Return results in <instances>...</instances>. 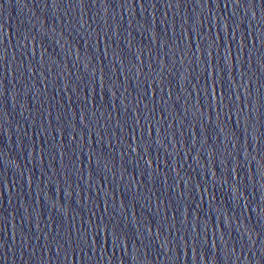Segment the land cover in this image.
<instances>
[{
	"label": "water",
	"instance_id": "obj_1",
	"mask_svg": "<svg viewBox=\"0 0 264 264\" xmlns=\"http://www.w3.org/2000/svg\"><path fill=\"white\" fill-rule=\"evenodd\" d=\"M0 264H264V0H0Z\"/></svg>",
	"mask_w": 264,
	"mask_h": 264
}]
</instances>
